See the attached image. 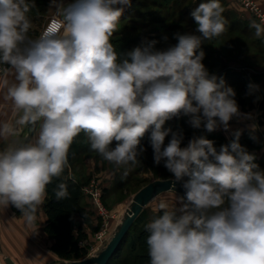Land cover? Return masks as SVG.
Masks as SVG:
<instances>
[{"label":"clouds","instance_id":"9594fccd","mask_svg":"<svg viewBox=\"0 0 264 264\" xmlns=\"http://www.w3.org/2000/svg\"><path fill=\"white\" fill-rule=\"evenodd\" d=\"M33 7L34 0H0V66L14 74L4 84L16 117L0 124V137L34 133L0 150V207L14 206L32 225L81 133L117 166L136 164L150 133L154 163L163 162L176 196L171 204L161 199L160 214L145 225L149 264H264V170L240 144L242 130L217 150L204 136L182 147L183 132L164 127L184 116L195 129L228 131L234 117L252 118L202 63V44L226 29L220 0L195 6V31L175 33V44L157 49L152 40L122 61L111 38L131 0H50L56 18L35 37L27 15ZM249 27L264 37V16ZM248 88L252 94L259 86ZM54 195L67 199V184H57Z\"/></svg>","mask_w":264,"mask_h":264},{"label":"rangeland","instance_id":"374dc122","mask_svg":"<svg viewBox=\"0 0 264 264\" xmlns=\"http://www.w3.org/2000/svg\"><path fill=\"white\" fill-rule=\"evenodd\" d=\"M36 1L34 0V3ZM255 1L264 10L258 0ZM200 2L202 0H179L177 4L168 6L164 0H132L131 7H126L123 12L117 31L111 40L129 44L128 51L152 40L158 41L157 49H164L176 43L175 33L195 31L196 25L190 13ZM220 2L224 8L226 29L222 36L202 44L201 50L205 53L204 58L208 60L202 63L210 75L223 77L227 85L234 89L238 106L250 109L261 107V110H264V37H256L255 30L249 27L250 21L259 20L239 0H220ZM38 3L40 5H37L29 16L30 21L31 17L34 18L29 32V36L32 37L43 31L49 16V1L38 0ZM50 17L55 15L48 18ZM164 36L168 37L167 41H164ZM237 73L249 74L247 82L238 84L240 78ZM249 84L258 85V90L252 94L245 93L242 88L247 89ZM262 120L264 123V114ZM189 126L191 125L188 123V117L184 116L174 117L164 125L165 128H175L176 131H184L190 128ZM149 135L150 133L145 135L141 145L146 140L150 146ZM170 138L171 136L166 137L165 145ZM115 144L116 142L113 141L111 147H115ZM149 146L143 147L145 151L136 164L117 166L103 159L97 152L88 151L83 153L73 165L72 175L84 185V204L92 217V223L89 224L91 234L82 243L89 252L85 258L96 256L110 242L137 192L154 180L171 178V174L163 167V162L160 165L154 163L153 150L149 149ZM255 151L253 154L256 156ZM100 161H103L102 170L99 167ZM255 163L259 165L260 170H264V156L259 159L256 157ZM109 171L115 174H107ZM98 192L102 194L104 217L92 200L94 194ZM175 196L176 194L172 192L164 193L146 207L142 221L134 224L110 264H126L129 254L127 246L137 231L143 224L153 219L154 214L159 211L158 204L161 199L171 204L175 202ZM79 226H82V221L80 223L75 220V228ZM63 261L65 260L61 259L60 263Z\"/></svg>","mask_w":264,"mask_h":264},{"label":"trees","instance_id":"16d2710c","mask_svg":"<svg viewBox=\"0 0 264 264\" xmlns=\"http://www.w3.org/2000/svg\"><path fill=\"white\" fill-rule=\"evenodd\" d=\"M179 0H164V3L168 6H173L177 4ZM38 0L35 2V7L37 8ZM35 7L31 8L32 12ZM30 12L27 14L28 18ZM31 21L34 22V18L31 17ZM116 51L118 52V60L122 61L126 58L125 54L128 52L127 43H120L119 41H113ZM206 58L202 60L203 63H206ZM236 73V72H235ZM240 80L238 84H243L247 82L249 74H236ZM255 77V76H254ZM259 81V80H258ZM245 93H249V88H242ZM244 103V102H243ZM190 128L181 130L184 134V140L182 142V147L186 146L188 141L194 136H204L207 139H210L214 142V146L219 150L221 145L230 143L232 140H227L221 133L207 132L203 126L199 129H195L192 126ZM173 131L176 129L171 128ZM255 135L256 140L251 139L250 137ZM87 136L84 133L78 135L74 142L72 143L69 155H68V167L65 168L61 177L54 178L53 182L47 186V195L45 201V210L47 214V232L54 239V244L52 246V251L62 260L67 261H79L83 260L88 256L89 252L87 247L83 246V242L87 240L88 235L83 229L82 226L75 228V217L79 216L83 219L85 223H91L92 217L91 213L84 204V185L79 181L75 176L72 175V167L77 162L81 155L88 151H93L90 149V143L86 140ZM240 144L246 148L249 153L253 154V151L259 149L261 146V141L259 137L252 131H247L241 134ZM142 147L149 146L148 143H143ZM151 146H149V149ZM64 182L68 186L69 197L64 200H56L54 195V189L57 184ZM160 212H156L153 218L159 215ZM143 213L136 223H140L144 217ZM145 225L137 231L134 238L128 244V260L126 264H149V257L147 254V245H146V236L147 232L145 230ZM129 256L130 260H129ZM132 256L134 258L132 259Z\"/></svg>","mask_w":264,"mask_h":264},{"label":"crops","instance_id":"0c3cea01","mask_svg":"<svg viewBox=\"0 0 264 264\" xmlns=\"http://www.w3.org/2000/svg\"><path fill=\"white\" fill-rule=\"evenodd\" d=\"M48 1L49 16H56L55 8L50 7V0ZM70 2L71 1L69 0H63L64 4H68ZM258 2L262 5V7H264V0H258ZM4 80H8L9 84L12 83L14 80V74L12 72H4L0 74V124L14 121L16 118L11 101L5 99L6 86L4 84ZM238 107L241 113H250L252 118L237 119L234 117L229 122L228 131H225L221 126L217 128L215 132L221 133L229 141L234 138L232 133L236 130H242L243 134L244 132L251 131L250 126L255 124L257 126L255 134L259 137L262 144V146L255 151L256 157L259 159L261 156H264V123L262 120L264 110H261V107H254L252 109L249 107L243 108L240 105ZM30 132L31 131L28 128H24L20 131L18 137H8L6 139L0 137V150L5 149L14 141L27 138ZM143 143H148V141L144 140ZM102 162L103 161H100L99 164L101 170L104 168ZM113 173V171H109L107 174ZM75 220L80 221V223L82 221L83 229L87 235L90 236L91 231L89 224L92 222L85 223L79 216H76ZM53 244L54 239L50 237L47 232V214L45 210V202L39 206L37 218L32 225H29L25 221L20 211L14 206L9 205L7 208L0 207L1 264H3L2 262L6 263V258L13 259L17 264H60L61 259L52 251Z\"/></svg>","mask_w":264,"mask_h":264},{"label":"water","instance_id":"95a60500","mask_svg":"<svg viewBox=\"0 0 264 264\" xmlns=\"http://www.w3.org/2000/svg\"><path fill=\"white\" fill-rule=\"evenodd\" d=\"M33 136L34 133L30 132V134L27 136V139H32ZM170 179L171 178L165 180H154L136 193L128 208L126 209L122 222L117 226L110 242L96 256L85 258L79 261L65 260L60 264H110L115 254L126 240L130 230L134 224H136L140 216L144 213L146 207L160 195L169 192L167 189L170 186ZM176 193L178 195H183V191L179 184L177 185ZM6 263L17 264L11 258H6Z\"/></svg>","mask_w":264,"mask_h":264},{"label":"built area","instance_id":"2783aa9c","mask_svg":"<svg viewBox=\"0 0 264 264\" xmlns=\"http://www.w3.org/2000/svg\"><path fill=\"white\" fill-rule=\"evenodd\" d=\"M71 1V0H69ZM239 2L247 9L249 10L251 13H253L257 19L259 20V18L261 16H264V10L258 6V4L256 3L255 0H239ZM56 18L55 17H50L48 18L44 29ZM43 29V30H44ZM6 66H1L0 67V74L4 73V68ZM101 196L102 194L100 192H98L97 194H94V196L92 197L93 203L97 206V209L99 210V212L101 213V216L104 217L105 213L103 211V207H102V202H101Z\"/></svg>","mask_w":264,"mask_h":264}]
</instances>
